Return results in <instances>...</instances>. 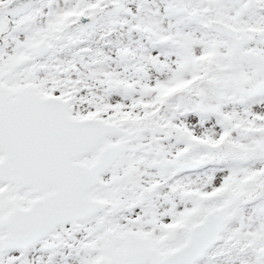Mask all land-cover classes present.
Masks as SVG:
<instances>
[{"label":"snow or ice","instance_id":"obj_1","mask_svg":"<svg viewBox=\"0 0 264 264\" xmlns=\"http://www.w3.org/2000/svg\"><path fill=\"white\" fill-rule=\"evenodd\" d=\"M0 264H264V0H0Z\"/></svg>","mask_w":264,"mask_h":264}]
</instances>
